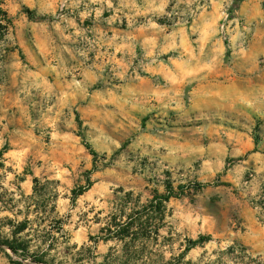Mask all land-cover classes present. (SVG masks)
<instances>
[{
  "label": "rangeland",
  "instance_id": "rangeland-1",
  "mask_svg": "<svg viewBox=\"0 0 264 264\" xmlns=\"http://www.w3.org/2000/svg\"><path fill=\"white\" fill-rule=\"evenodd\" d=\"M62 2L0 0V264H264V0Z\"/></svg>",
  "mask_w": 264,
  "mask_h": 264
},
{
  "label": "clouds",
  "instance_id": "clouds-1",
  "mask_svg": "<svg viewBox=\"0 0 264 264\" xmlns=\"http://www.w3.org/2000/svg\"><path fill=\"white\" fill-rule=\"evenodd\" d=\"M80 2H81V0H72V3L69 4L68 0H63V2L60 4V7H64V6L77 7V6H79ZM89 3L90 4H96V5L100 6L98 9H96L97 20H99V17H100V15H101V13L105 7L109 8V9L113 8L112 0H89ZM33 6H36V5H33ZM146 6H147V9L149 11L155 10L159 14H162L163 13V7L166 6V4L162 3L158 8H156L154 5V0H153V3L147 4ZM135 7H136V5L134 2L128 3V2H125V0H120L119 8H117L116 11L122 12L125 8H128L131 11ZM91 14H92V10H88L85 13V15H91ZM142 14L143 13L140 11H137L135 13V15H142ZM113 20H115V17H113L112 20H109L108 23L111 24L113 22ZM131 22H134V21H131ZM131 22H130V26H131ZM70 55H71V53H70ZM80 55L84 56L85 59H87L86 53L81 52ZM73 58H75V57H73ZM97 59H99V57H97ZM129 64H130V62H129ZM94 66L103 67V65H94ZM125 75H127L126 68H125ZM261 76H262V78H264V73H261ZM121 78L123 79V76ZM133 79H139V77L135 76V77H133ZM104 83L107 86L111 83V81L105 80ZM32 86H36V85H32ZM165 86L167 87V85H165ZM113 87H116V86H113ZM169 90L173 91V89H171V88H169ZM189 99H191V97H189ZM172 102L179 105V103H180L179 93L174 92V95L172 97ZM145 103H147V100L145 98H142L138 94L134 93L133 96H131V97H129L123 101V104L121 106V110L124 111L126 109L128 112H133V111L138 112L141 105L145 104ZM171 106H172L171 103L164 105V107H171ZM246 107L250 108L254 111H261L262 109H264V90H261L259 92L258 98H253L252 101ZM189 110H190V108H189ZM261 114L264 115V112H262ZM184 115H186V112L184 113ZM113 128L115 130V134H116L117 139L121 140V142H126L124 140V137L126 134L131 133V135L129 136L130 139L134 137L132 149L125 153L127 156L131 157L132 152L138 149L139 153L136 157L137 160H139V158L141 156H148L151 160H155V161L159 162V166H160L161 171L163 170V167H164L163 161L171 159L168 154L161 152V148H167L168 145L161 144V143L155 142V141H146L143 138V130L142 129H140V128L129 129V128L125 127L122 122H119L118 120L113 121ZM153 131H155V129H153ZM43 134H46V133H42V135ZM115 147H116V141L114 140L112 142V149L111 150H115Z\"/></svg>",
  "mask_w": 264,
  "mask_h": 264
},
{
  "label": "trees",
  "instance_id": "trees-1",
  "mask_svg": "<svg viewBox=\"0 0 264 264\" xmlns=\"http://www.w3.org/2000/svg\"><path fill=\"white\" fill-rule=\"evenodd\" d=\"M0 13L5 14V13L3 12V10H1V9H0ZM8 23H11V21L8 20ZM1 28H2V24H1V22H0V29H1ZM86 147H87V149H89V150L91 151V154H92V155L96 156L95 152H93V150H91L90 146L87 145ZM160 198H161L162 201H169L170 198H171V196H170V194H169V195H166V196H161ZM208 241H210V238H209V237H206V236H200L198 240H196V241H194V242H191V246H190L189 248H187L186 251H189L190 249H192V248H194V247H196V246H198V245H200V244H203V243H205V242H208ZM6 245H7V247H8L9 249L12 250V252H13L14 254H18L19 251H24V249L20 248L19 245H15L14 242H6Z\"/></svg>",
  "mask_w": 264,
  "mask_h": 264
},
{
  "label": "built area",
  "instance_id": "built-area-1",
  "mask_svg": "<svg viewBox=\"0 0 264 264\" xmlns=\"http://www.w3.org/2000/svg\"><path fill=\"white\" fill-rule=\"evenodd\" d=\"M225 40H230L229 36L226 35L225 36Z\"/></svg>",
  "mask_w": 264,
  "mask_h": 264
}]
</instances>
